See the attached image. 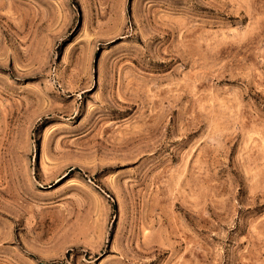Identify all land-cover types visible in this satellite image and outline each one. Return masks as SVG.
Wrapping results in <instances>:
<instances>
[{
	"label": "rangeland",
	"instance_id": "obj_1",
	"mask_svg": "<svg viewBox=\"0 0 264 264\" xmlns=\"http://www.w3.org/2000/svg\"><path fill=\"white\" fill-rule=\"evenodd\" d=\"M0 264H264V0H0Z\"/></svg>",
	"mask_w": 264,
	"mask_h": 264
}]
</instances>
